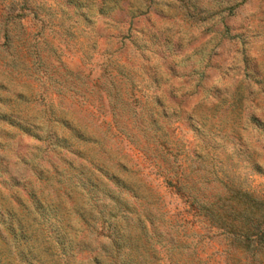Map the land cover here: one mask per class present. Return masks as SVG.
I'll return each mask as SVG.
<instances>
[{"label":"rangeland","instance_id":"obj_1","mask_svg":"<svg viewBox=\"0 0 264 264\" xmlns=\"http://www.w3.org/2000/svg\"><path fill=\"white\" fill-rule=\"evenodd\" d=\"M175 186L264 204V0H0V264H264Z\"/></svg>","mask_w":264,"mask_h":264},{"label":"trees","instance_id":"obj_2","mask_svg":"<svg viewBox=\"0 0 264 264\" xmlns=\"http://www.w3.org/2000/svg\"><path fill=\"white\" fill-rule=\"evenodd\" d=\"M174 188L191 203L192 207L196 205L197 211L220 229L233 232L244 241L264 238V204L255 200L252 194L237 189L233 192L232 202L229 204L222 203V199L217 203H208L198 201L182 187Z\"/></svg>","mask_w":264,"mask_h":264}]
</instances>
